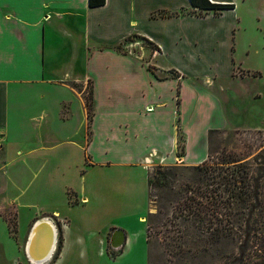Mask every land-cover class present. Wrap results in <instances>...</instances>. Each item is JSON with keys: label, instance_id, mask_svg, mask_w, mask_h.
Instances as JSON below:
<instances>
[{"label": "crops", "instance_id": "obj_1", "mask_svg": "<svg viewBox=\"0 0 264 264\" xmlns=\"http://www.w3.org/2000/svg\"><path fill=\"white\" fill-rule=\"evenodd\" d=\"M196 11L189 0H105L96 6H89L88 0H0V132L7 173L16 183L14 175L20 176L38 159V206L53 208L61 201L71 177L70 185L87 200L82 207L88 228L116 223L104 215L125 211L131 217L135 210L138 217L147 208L145 157L155 150L172 162L178 120L186 136L188 163L201 160L195 146H202L208 130L264 128L263 24L248 28L238 14L231 20L235 4L216 12ZM129 38H136L131 45L142 41L151 46L139 44L137 53H122L116 46ZM241 46L248 48L246 59L260 60L259 66L243 68L235 60ZM240 69L245 77L236 73ZM246 77L263 90L236 82ZM89 82L90 118L85 104ZM226 82L233 89L226 88ZM211 119L219 121V128L209 123ZM233 121L241 125L232 126ZM76 141H87L91 165L83 175L77 173L82 155ZM23 150L33 151L22 164L14 154ZM55 166L60 173H54ZM107 171L120 175L113 187L98 192L89 184L91 174ZM45 217L56 225L50 216L38 217L32 225ZM74 219L83 227L82 218ZM116 231L117 237L125 236L122 247L127 237L117 227L110 245Z\"/></svg>", "mask_w": 264, "mask_h": 264}, {"label": "rangeland", "instance_id": "obj_2", "mask_svg": "<svg viewBox=\"0 0 264 264\" xmlns=\"http://www.w3.org/2000/svg\"><path fill=\"white\" fill-rule=\"evenodd\" d=\"M231 3L236 5V15L233 13L229 15L231 20L237 18L238 14L239 21H243L248 28L256 29L255 24L264 26V0H232ZM135 40L136 38L126 39L120 45L119 51L127 54L130 49H133V53H137L140 48L139 44H148L139 41L138 45H131ZM255 43L260 49L261 40L258 38ZM247 50V47L241 46L234 55L235 60L241 62L243 68L253 64L259 66L260 60L249 62L246 59ZM145 60L148 62L147 58ZM236 73H239L241 77L246 75L244 69H240ZM190 81L200 84L198 79L191 78ZM243 81L236 80L246 89L263 90L248 77ZM224 85L226 88L233 89L229 82ZM216 87L222 89L219 84ZM90 91L91 82L88 83L85 96H88ZM189 113L192 118L193 114L191 111ZM209 123L216 127L219 125V121L215 119H211ZM231 124L232 126L241 125L237 121H233ZM211 130L207 131L202 146H195L196 152L202 154L201 160L197 163H188L184 159L187 148L186 136L181 122L178 120L177 140L171 158L172 162H167L164 157L157 154L155 161L146 165L148 167L145 170L147 208L138 217L134 214V210L132 218L128 216L129 212L125 211L118 216L117 214L115 216L104 215L105 220L115 219L116 222L106 225L105 228H88L91 225L86 216L87 212L82 207L87 204V200L78 193L74 185H70L73 182L71 177L66 179L70 183H65L62 188L61 201L54 203L53 208L38 206V182H36L38 176L35 175L38 170V159H32L31 167L20 176L19 174L14 175L16 180L19 179L15 183V180L10 179L12 176L7 173L9 161L6 158L3 134L0 132V264H33L28 260L24 248L32 223L41 216L52 217L58 228L57 248L51 259L45 264H220L221 259L216 249L218 245L213 246L211 250H202L201 242L195 241L198 231L194 226V219L187 218L186 211L180 213L179 209L178 212L175 210L176 218L172 214V206H178L176 203H181L183 199H186V196L190 195L181 188L183 182L190 180L189 167L209 162L211 159L220 161L224 156L223 151H230L236 154L242 162L251 163L257 156L264 153V128L249 130L232 127L216 129L217 131L210 133ZM85 132L89 133L87 126ZM85 136L86 140L90 137L89 135ZM86 142L76 141L77 144L80 143L82 155L80 164H77V173L81 175L91 165L90 157L86 151ZM34 146H37L38 149L37 143H34ZM32 151L24 152L23 150L20 155L17 152L14 155L20 156L19 158L22 160L19 162L23 164L30 159L28 157L26 160V156H29ZM158 166L177 168L178 176L173 183L174 191L168 189L150 191L148 179L155 173ZM52 168H54V173H60L62 170L56 166ZM119 175L113 171L100 174L94 172L91 174L89 184L99 192V189L105 190L108 186H112L115 178ZM139 178L142 179V177ZM13 183L14 186L9 187ZM58 187L59 183L56 186L57 190ZM126 193L128 194V192ZM152 194L153 196H151ZM169 198H172L173 201H166ZM163 206L166 208H162ZM78 217L84 220L83 227L77 222L78 219H74ZM116 227L123 229L127 237V243L120 248L111 247L109 242L110 234ZM224 247L225 252L229 253L233 248V242L225 244Z\"/></svg>", "mask_w": 264, "mask_h": 264}, {"label": "trees", "instance_id": "obj_3", "mask_svg": "<svg viewBox=\"0 0 264 264\" xmlns=\"http://www.w3.org/2000/svg\"><path fill=\"white\" fill-rule=\"evenodd\" d=\"M189 2L198 13L234 8L233 3ZM104 3L105 0H88L89 6ZM158 15L168 14L158 12ZM116 47L120 49L119 45ZM149 69L154 72L151 66ZM85 104L90 118L93 112L92 91L85 96ZM213 131L217 130L210 133ZM223 155L220 161L211 159L188 168L190 180L183 182L181 188L190 195L176 203L178 206H172V214L176 217V211H186L187 218L194 219L198 231L195 241L201 242L202 250H211L218 245L220 264H264V153L252 163L242 162L230 151H223ZM177 176V168L158 166L148 179L150 191H174L173 183ZM166 201L173 200L169 198ZM229 242H233V248L226 253L224 245Z\"/></svg>", "mask_w": 264, "mask_h": 264}, {"label": "water", "instance_id": "obj_4", "mask_svg": "<svg viewBox=\"0 0 264 264\" xmlns=\"http://www.w3.org/2000/svg\"><path fill=\"white\" fill-rule=\"evenodd\" d=\"M118 233L116 231L114 235V248H119L125 241L124 235L117 237ZM56 242V225L47 217L37 220L30 228L24 248L28 260L38 262V264L45 263L50 258Z\"/></svg>", "mask_w": 264, "mask_h": 264}, {"label": "built area", "instance_id": "obj_5", "mask_svg": "<svg viewBox=\"0 0 264 264\" xmlns=\"http://www.w3.org/2000/svg\"><path fill=\"white\" fill-rule=\"evenodd\" d=\"M157 158V153L156 151L152 150L146 157H145V162L147 164H152V162L155 161V159Z\"/></svg>", "mask_w": 264, "mask_h": 264}, {"label": "bare ground", "instance_id": "obj_6", "mask_svg": "<svg viewBox=\"0 0 264 264\" xmlns=\"http://www.w3.org/2000/svg\"><path fill=\"white\" fill-rule=\"evenodd\" d=\"M54 250H55V249H54ZM54 250L52 251V254H51L50 258H48L47 261H46L45 263H47V262L51 259L52 255L54 254ZM31 263H33V264H38V262H35V261H32ZM45 263H42V264H45Z\"/></svg>", "mask_w": 264, "mask_h": 264}]
</instances>
